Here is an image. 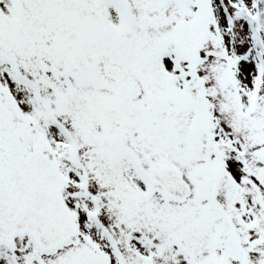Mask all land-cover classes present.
I'll return each instance as SVG.
<instances>
[{"label": "snow or ice", "instance_id": "6c2138e0", "mask_svg": "<svg viewBox=\"0 0 264 264\" xmlns=\"http://www.w3.org/2000/svg\"><path fill=\"white\" fill-rule=\"evenodd\" d=\"M0 264H264V0H0Z\"/></svg>", "mask_w": 264, "mask_h": 264}]
</instances>
